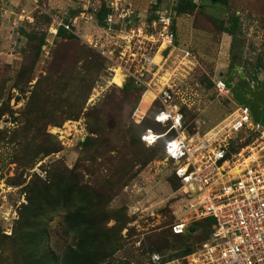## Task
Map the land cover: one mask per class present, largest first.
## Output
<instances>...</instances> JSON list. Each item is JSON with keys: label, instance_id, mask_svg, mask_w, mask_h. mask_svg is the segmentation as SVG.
Returning <instances> with one entry per match:
<instances>
[{"label": "rangeland", "instance_id": "rangeland-1", "mask_svg": "<svg viewBox=\"0 0 264 264\" xmlns=\"http://www.w3.org/2000/svg\"><path fill=\"white\" fill-rule=\"evenodd\" d=\"M227 77L264 80V0H0V264H147L201 244L205 230L171 235L181 184L138 136L165 129L164 87L192 143L216 134L238 108Z\"/></svg>", "mask_w": 264, "mask_h": 264}, {"label": "built area", "instance_id": "built-area-1", "mask_svg": "<svg viewBox=\"0 0 264 264\" xmlns=\"http://www.w3.org/2000/svg\"><path fill=\"white\" fill-rule=\"evenodd\" d=\"M114 11L107 19L110 25L131 14L126 5ZM167 38L172 44L173 35L168 32ZM219 84L224 91L226 85ZM244 90L251 93L253 86ZM156 100L160 106L153 120L165 129L148 130L142 141L154 147L164 138L166 157L181 184L186 218L175 222L172 232L195 235L194 224H212L207 223L210 232L188 254L170 258L154 253L147 264H264V126L253 119L249 106L240 105L232 124L218 129L216 137L192 143L186 134L182 141L183 116L172 104L170 89L165 87ZM261 111L264 115V107Z\"/></svg>", "mask_w": 264, "mask_h": 264}, {"label": "trees", "instance_id": "trees-1", "mask_svg": "<svg viewBox=\"0 0 264 264\" xmlns=\"http://www.w3.org/2000/svg\"><path fill=\"white\" fill-rule=\"evenodd\" d=\"M104 16H107V13L104 15ZM228 33V32H227ZM229 35H232V33H228ZM59 36H61V37H66V31L64 30V29H59ZM152 121V120H151ZM150 121V122H151ZM151 123H153V124H155V125H158V124H156L155 122H154V120L151 122ZM158 126H160V125H158ZM148 130H151L150 128H144L142 131H140V133H139V136H138V140H139V142L140 143H142V145H145V143H143V141H142V136H143V134H145ZM155 131V130H154ZM149 148H151V149H158V148H161L162 149V151H163V153H164V143H163V141H160L159 143H157L154 147H149ZM98 218L97 217H94L93 219H84L83 221H82V223L84 222L85 224H86V226L90 223L91 225H93V226H96V225H98V220H97ZM72 220L73 221H77V218H76V216H72ZM207 223H209V224H212V220H208L207 222H204V223H196L194 226H193V228L197 231V230H205L206 231V233H205V235L207 236V234H208V232H210V228L208 229V224ZM80 225V223H75V226H79ZM88 228V229H87ZM86 229L87 230H89V231H93V232H95V235H93L92 237H90V242H91V246L92 245H94L96 242H97V240H98V235H96V233H98L95 229H90L91 227H87ZM99 231V230H98ZM171 231H172V229H171ZM171 235L173 236V237H188V238H190V237H193L194 235H192V234H190V233H188V234H186V235H176V234H174L173 232H171ZM191 247H192V245L189 243H187L186 245L184 244V245H181V248L180 249H176V250H166V249H163V250H155V251H151V254H154V253H159V254H169V257L170 258H175V257H180V256H184V255H186V254H188L189 252H191ZM168 252V253H167ZM75 253V252H74ZM150 254V255H151ZM75 258V261L77 262V263H79V260L82 258L80 255H77L76 254V256L74 257ZM88 262V261H87ZM84 264H87V263H84ZM93 264V263H92Z\"/></svg>", "mask_w": 264, "mask_h": 264}, {"label": "water", "instance_id": "water-1", "mask_svg": "<svg viewBox=\"0 0 264 264\" xmlns=\"http://www.w3.org/2000/svg\"><path fill=\"white\" fill-rule=\"evenodd\" d=\"M231 89L232 98L239 104L249 106L252 116L256 122H260L264 126V115L262 114V107H264V82L260 85V92L249 93L250 99L248 100L237 88H232L230 84L226 85Z\"/></svg>", "mask_w": 264, "mask_h": 264}, {"label": "clouds", "instance_id": "clouds-1", "mask_svg": "<svg viewBox=\"0 0 264 264\" xmlns=\"http://www.w3.org/2000/svg\"><path fill=\"white\" fill-rule=\"evenodd\" d=\"M230 75H233V71H232V73H230ZM230 75H229V77H230ZM229 77H227V79H225V82H224V84L225 85H227V84H230L231 85V87L232 88H237V90L238 91H240L241 93H242V95H244L248 100L250 99V97H249V93H247V92H245V88H247V87H249L250 85L251 86H253V90H252V92L253 93H258V92H260L261 90H260V84L256 81V82H249V84L247 85V86H245V87H242L241 89L239 88V85L238 84H236V85H233V84H231L229 81H228V78ZM243 79H246V77H243ZM264 82V81H263ZM262 82V83H263ZM254 84H258V88H256V87H254ZM165 88V87H164ZM163 88V89H164ZM226 89H228L227 88V86H226ZM227 93V92H226ZM232 100H233V98H232V95H231V97H230ZM157 101V100H156ZM155 101V102H156ZM236 105H238V106H240V105H243V104H239V103H237L236 101L234 102ZM244 106H246V105H244ZM250 109V108H249ZM251 112V111H250ZM251 115H252V113H251ZM153 117V116H152ZM253 117V116H252ZM254 119V118H253ZM152 121H153V118H152ZM155 122V121H154ZM156 123V122H155ZM185 133V132H184ZM186 134V133H185ZM160 141H163V143H164V138L163 139H160ZM176 147H177V145L174 143L173 145H172V148L173 149H176ZM164 154L166 155V152H165V144H164ZM174 175V174H173ZM176 177V176H175ZM195 225V224H194ZM192 230H195L194 228L192 229Z\"/></svg>", "mask_w": 264, "mask_h": 264}, {"label": "bare ground", "instance_id": "bare-ground-1", "mask_svg": "<svg viewBox=\"0 0 264 264\" xmlns=\"http://www.w3.org/2000/svg\"><path fill=\"white\" fill-rule=\"evenodd\" d=\"M121 80H122V77H121ZM158 92H160V91L158 90ZM158 96H159V95H158ZM237 114H238V109H237L236 112L234 113V116L232 115L231 117L227 118V119H226L223 123H221L218 127L222 128V127H224L225 125L230 126V125L232 124V120H233V118H234L235 116H237ZM150 133L152 134V132H150ZM182 133H184V131H180V132H179L180 139H181L182 141H186L187 136H186L185 133H184V134H182ZM213 136H215V133H214V130H211V131H209V132L207 133L206 138L209 139V140H211V139L213 138ZM178 142H179V141H177L175 144L178 145Z\"/></svg>", "mask_w": 264, "mask_h": 264}, {"label": "snow or ice", "instance_id": "snow-or-ice-1", "mask_svg": "<svg viewBox=\"0 0 264 264\" xmlns=\"http://www.w3.org/2000/svg\"><path fill=\"white\" fill-rule=\"evenodd\" d=\"M161 119H163V117H161ZM149 142H151L152 138L151 137H147L146 138Z\"/></svg>", "mask_w": 264, "mask_h": 264}, {"label": "crops", "instance_id": "crops-1", "mask_svg": "<svg viewBox=\"0 0 264 264\" xmlns=\"http://www.w3.org/2000/svg\"><path fill=\"white\" fill-rule=\"evenodd\" d=\"M264 80L258 79V83L261 84ZM150 108V107H149Z\"/></svg>", "mask_w": 264, "mask_h": 264}]
</instances>
